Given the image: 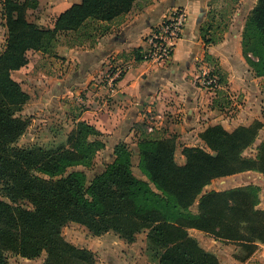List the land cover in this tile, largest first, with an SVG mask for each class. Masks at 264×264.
Segmentation results:
<instances>
[{
    "label": "trees",
    "instance_id": "obj_1",
    "mask_svg": "<svg viewBox=\"0 0 264 264\" xmlns=\"http://www.w3.org/2000/svg\"><path fill=\"white\" fill-rule=\"evenodd\" d=\"M135 1L81 0L56 18L52 30L29 23L21 8L6 17L7 46L0 56V264H6L7 254L33 260L44 253L55 264H71L77 256L89 255L64 240L62 229L71 223L86 228L93 236L113 232L127 244L144 229H150L149 240L165 248L159 264H219L212 253L188 235L189 229L239 247L241 254L235 256L239 261L251 256L258 244H264V210L257 207L259 189L255 186L206 193L200 197L196 213L190 211L204 187L215 179L247 171L264 175V142L255 159L241 156L256 139L263 126L260 122L232 131L221 126L207 128L201 134L207 150L183 148L182 166L175 163L173 139L143 135L138 143L139 169L149 183L133 176L131 153L125 144L115 146L114 160L89 186L83 174L64 175L69 167H89L95 153L103 148L102 143L89 141L97 130L85 122L75 123L65 144L53 151L16 145L30 124L29 118L20 116L29 98L11 73L24 67L27 57L12 61L11 47L22 43L27 51L54 56L57 32H77L90 23L111 22L128 13ZM12 2L3 0V9ZM228 2L227 10L209 13L201 29L205 46L221 41L228 15L239 0ZM244 36L264 47V0L253 7ZM204 61L225 86L218 65L207 55ZM219 91L217 97L225 99ZM213 149L215 154L208 151ZM161 207L169 209L168 215Z\"/></svg>",
    "mask_w": 264,
    "mask_h": 264
},
{
    "label": "crops",
    "instance_id": "obj_2",
    "mask_svg": "<svg viewBox=\"0 0 264 264\" xmlns=\"http://www.w3.org/2000/svg\"><path fill=\"white\" fill-rule=\"evenodd\" d=\"M38 1L39 8L32 11L36 19L33 24L41 23L44 30H52L56 18L81 0ZM218 1L223 3L220 11L228 6V0ZM257 1L239 0L228 15L221 41L214 45L205 46L201 35L213 0H136L128 13L111 22L90 23L82 31L64 33L57 39L54 56L29 51L27 64L11 75L29 98L20 116L29 118L30 124L16 145L29 147L47 133L54 142L63 138L61 142L65 144L75 122H85L103 135V148L95 159L101 161V171L96 176L114 160V148L122 143L131 152V172L138 180H147L139 169L138 143L143 135L173 139L175 163L179 166L184 164L183 148L206 149L201 134L209 127L232 131L260 122L263 126L253 142V146L259 145L264 136V91L259 86L260 79L254 78L244 65L245 57L251 54L243 44L245 25ZM177 8L185 10L187 21L170 61H146L152 30ZM205 55L225 76L226 85L219 91L226 96L224 100L202 90L194 81ZM113 65L130 68L108 91L101 79ZM154 120L157 127L149 132L148 126ZM230 178L237 180V185L219 191L255 186L259 189L257 207L264 210L263 174L247 171L220 179ZM190 210L197 211L196 207ZM188 233L198 237L200 243L203 240L199 236L202 232L189 229ZM101 237L109 249L92 252L102 254L100 259L105 261L110 254L120 256L115 247L130 251L139 246L136 240L127 244L107 233ZM199 246L213 253L219 264H264V244H258L243 261L235 258L240 249L231 243L213 238V250Z\"/></svg>",
    "mask_w": 264,
    "mask_h": 264
},
{
    "label": "rangeland",
    "instance_id": "obj_3",
    "mask_svg": "<svg viewBox=\"0 0 264 264\" xmlns=\"http://www.w3.org/2000/svg\"><path fill=\"white\" fill-rule=\"evenodd\" d=\"M2 2L3 1H1V4H0V56L4 54V52L6 50V46H7V40H6L7 38H5V37H7V32L5 29V19L8 16V14H10L9 12L16 9V8H21V12H22L24 18L29 23L33 24L36 19H33L35 17V15L32 13V11L35 9H38L40 6V1H38V0H36V2H34L33 0H13L11 5H9L7 8L3 9ZM24 3H26L27 6H25L23 8L22 5ZM222 4L223 3L219 2L218 0H213V6H212L213 8L211 9V11L212 12H219L221 7H223V6H221ZM228 8H229V5L225 6V8H222V9L227 10ZM34 25H36L38 28L45 29V27L42 26L41 23L40 24H34ZM63 34L64 33L61 31L57 32V34L55 36L56 42H57V39L60 36H62ZM206 35H208V34H206ZM243 44L245 45V48H247L246 45H248L250 47V53H253V55L251 54V56L249 55V56L245 57L244 65L247 66V68L252 73L254 78L260 79L259 86L264 91V76H263L264 75V60L260 61V62H257V60H256L257 57L264 59V47L261 46L257 40L253 39L250 41L246 37L244 38ZM43 45L44 46L48 45L47 41H45ZM11 48L12 49L9 53L10 54L9 58L12 61H18L20 58H22L23 55H26V57H28L29 51L26 50L25 44L21 43V44L14 46V47H11ZM41 53H43V52H41ZM43 54H46V53H43ZM11 75H12V73H11ZM0 90H1V85H0ZM221 103L225 104V101H221ZM75 123H77V122H75ZM257 135H258V133H257ZM102 136L103 135L100 132L95 131V133L89 137V141H94L96 143H98V142L102 143V139H101ZM256 139H257V137H256ZM61 140L63 141V138L60 140L57 139V142H54L52 139V136L47 133L46 135L44 134L41 136L40 142H38L34 145H30L29 147L21 146V148H31L33 146H37L44 151H53L56 148L64 145V143L61 142ZM263 142H264V136H263V139L259 145L253 146V144H252L249 148H247L246 150H244L242 152L241 156L243 158H246V159H255L259 154V150H260V147L263 144ZM120 144H122V143H120ZM206 150H207V148H206ZM208 151H210V153H212V154H215L217 152L214 149L208 150ZM97 154H98V152L95 153V156H94L91 164L89 165V167L88 166H86V167L85 166L69 167V168L65 169L64 175H68L71 173L83 174V176L85 178L86 185L89 186L94 181V179L96 178V174L101 171V164H100L101 161L99 162L98 158L95 161ZM102 164H105V163L102 162ZM232 179H233V181H232ZM140 181H143L145 183H149V182H147V180H140ZM237 183H238L237 180H235L234 178H230L228 180L218 179V180L212 181L209 185L204 187V189L201 191V193L197 196L192 207H196V209H197L198 201L202 195L209 193V192H213V191L228 189L233 185L236 186ZM149 186L154 192H156V190L152 184H149ZM0 199H1V197H0ZM23 206L25 207L27 205L23 204ZM160 209L162 210V212L165 215H168L169 209H166L164 207H161ZM149 233H150V229H144L135 238V240H136L135 243L139 244L137 249H132L129 251V249L126 250L124 248L115 247V250L118 251V254L120 256L118 258H116L110 254V257L106 259V261L108 263H106L105 260L100 259V256H102V254H97L96 252H92V250L103 251V250L109 249V247H107L106 243L103 241V239L101 237L102 235L93 236L90 234V232L86 228H84L80 225L78 226L77 224L76 225L75 224L66 225L62 230V234L64 236L65 241H67L70 244L73 243L72 245L74 247H77V249H84L90 253L89 255H86L85 257H78L77 256V258L74 259L73 263H71V264H104V263L105 264H155V263L157 264L158 258L164 252L165 248H162L157 243L155 244V243L151 242L149 240V236H150ZM191 233H194V232H191ZM107 234H108V236L115 235L113 232H108ZM188 235L190 236L189 233H188ZM199 236L201 238H203L201 243L197 239L198 237L195 238V236H193V235H191L190 237L192 239H194L202 247L208 248L207 250H209V249L213 250V235L204 233V234H200ZM108 244H110V243H107V245ZM88 249H91V250H88ZM240 254L241 253L239 251L238 254H236L235 256H239ZM6 258H7L6 264H55L53 262H50V260L47 258V256L44 253H42L36 259L27 260V261H32V262H26L25 259L13 256L11 254H7ZM102 259H103V257H102Z\"/></svg>",
    "mask_w": 264,
    "mask_h": 264
},
{
    "label": "built area",
    "instance_id": "obj_4",
    "mask_svg": "<svg viewBox=\"0 0 264 264\" xmlns=\"http://www.w3.org/2000/svg\"><path fill=\"white\" fill-rule=\"evenodd\" d=\"M186 21L187 14L184 9L177 8L173 10L152 30L148 38L149 49L144 59L149 62L163 64L170 61L173 51L182 37ZM129 68L128 65L109 67L101 79L103 87L108 91L113 90ZM194 81L199 88L210 93H216L223 88L218 77L213 73V67L207 64L204 59L198 65ZM151 122L153 123L148 126L149 132L157 127L155 120Z\"/></svg>",
    "mask_w": 264,
    "mask_h": 264
}]
</instances>
